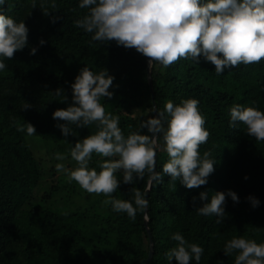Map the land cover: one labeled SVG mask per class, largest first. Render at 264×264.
<instances>
[{"label": "trees", "instance_id": "1", "mask_svg": "<svg viewBox=\"0 0 264 264\" xmlns=\"http://www.w3.org/2000/svg\"><path fill=\"white\" fill-rule=\"evenodd\" d=\"M185 1L0 0V264H264V0H190L152 96Z\"/></svg>", "mask_w": 264, "mask_h": 264}, {"label": "water", "instance_id": "2", "mask_svg": "<svg viewBox=\"0 0 264 264\" xmlns=\"http://www.w3.org/2000/svg\"><path fill=\"white\" fill-rule=\"evenodd\" d=\"M190 3V0H186L185 1V6L183 7L182 11L180 12L176 22L174 23L172 29H171V32L169 34V37L167 38L166 42L161 46L159 47L155 52L154 51H151L148 53L147 55V76H148V83H149V87H150V91L152 93V96H153V87H152V81H151V71H150V66H151V61H152V58L155 57L156 55L160 54L165 45L167 44V42L169 41V39L171 38V36L173 35L174 31L176 30L177 28V25L179 23V20L181 19L185 9L188 7ZM155 126H156V130H155V133L154 135L152 136V146H153V164H154V169L156 167V159H157V149H156V142H155V138H156V135H157V132H158V125H157V122H155ZM154 176V171H153V174H152V177ZM152 179V178H151ZM150 183H151V180L149 181V185L147 186L146 190H145V200H147L148 198V195H149V188H150ZM144 224L147 226V218L145 217V220H144ZM147 234H148V240H149V250H148V256H147V259L145 261V264H147V262L151 259L152 257V254H153V240L151 238V232L150 230L148 229L147 227Z\"/></svg>", "mask_w": 264, "mask_h": 264}, {"label": "rangeland", "instance_id": "3", "mask_svg": "<svg viewBox=\"0 0 264 264\" xmlns=\"http://www.w3.org/2000/svg\"><path fill=\"white\" fill-rule=\"evenodd\" d=\"M168 1H171L173 4H179L181 2V0H168ZM31 142L33 144V151L35 155L39 158V160L42 163V166L44 167V170H46V173H47V170L50 167V163L47 159V154H46L45 147L42 141L40 140L39 137H32ZM116 154H117V150L114 149L113 156H115ZM111 161H112V166L115 167V165L119 161V158L118 157L115 159L113 158Z\"/></svg>", "mask_w": 264, "mask_h": 264}]
</instances>
